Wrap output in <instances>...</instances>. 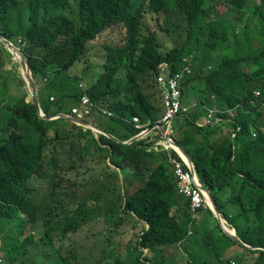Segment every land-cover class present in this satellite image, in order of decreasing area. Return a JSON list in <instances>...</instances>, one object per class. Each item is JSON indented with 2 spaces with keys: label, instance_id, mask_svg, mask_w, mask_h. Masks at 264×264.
<instances>
[{
  "label": "trees",
  "instance_id": "1",
  "mask_svg": "<svg viewBox=\"0 0 264 264\" xmlns=\"http://www.w3.org/2000/svg\"><path fill=\"white\" fill-rule=\"evenodd\" d=\"M115 28L120 41L106 35ZM0 35L21 40L46 116H71L87 94L114 113L96 109L94 116L121 141L139 133L133 117L154 126L163 116L159 68H191L181 84L182 103L191 109L177 118L184 121L176 143L236 235L253 247L226 234L209 207L194 217L167 152L149 153L145 139L125 145L97 139L70 120L41 119L0 44L4 264H264V0H0ZM209 109L225 121L199 127ZM90 164L103 165L102 175L91 176ZM118 172L124 187L113 186ZM142 179L131 195L122 193ZM38 180L47 183L44 192ZM78 188L88 193L78 198ZM126 222L133 224L122 231ZM38 224L43 234L36 241ZM94 226L98 239L90 235ZM87 237L94 244L85 261L77 242ZM232 247L240 254L230 256Z\"/></svg>",
  "mask_w": 264,
  "mask_h": 264
},
{
  "label": "built area",
  "instance_id": "2",
  "mask_svg": "<svg viewBox=\"0 0 264 264\" xmlns=\"http://www.w3.org/2000/svg\"><path fill=\"white\" fill-rule=\"evenodd\" d=\"M19 42L21 43V40ZM181 78L182 74H177L175 76L170 75L169 67L167 65H163L161 68V75L158 78L163 88L161 94L165 112L162 119L156 125L151 127V122L143 124L140 118H133L135 129L141 131L140 134H144L151 129V131H154L155 135L160 137L159 142L148 149L149 152L161 151L163 149L169 150L173 147V138L176 133L172 127V122L176 117L181 114H186L190 110L188 106L183 105L181 100ZM96 109L102 111V113L110 117L114 115L113 112L105 107L99 106L89 95L85 94L82 97L80 104L72 110V116L75 118L77 117L80 120H86L88 117L93 115ZM211 118L212 115H209L208 122H210ZM161 125L166 128L164 135L160 132ZM170 161L175 168V176L178 180L179 191L190 198L192 210L195 211L205 205L206 195L201 189L198 179H196L194 174L191 172L188 163L184 160L183 162L178 161L172 157L170 158ZM185 166L187 168H185Z\"/></svg>",
  "mask_w": 264,
  "mask_h": 264
},
{
  "label": "rangeland",
  "instance_id": "3",
  "mask_svg": "<svg viewBox=\"0 0 264 264\" xmlns=\"http://www.w3.org/2000/svg\"><path fill=\"white\" fill-rule=\"evenodd\" d=\"M225 11H226V8L225 7H222L221 9H220V12H224L225 13ZM106 35H108V36H110V38H112L111 36L113 35V37H115L116 38V40L117 41H120L121 40V30L119 29V28H115V30L113 29L112 31H110L109 33H107ZM161 39H162V41L168 46V45H172L173 44V42H172V40L170 39V38H168L167 37V35H164V34H162V37H161ZM171 40V41H170ZM13 43H15V45L17 46L18 45V43H16V41H12ZM15 59L17 60V58L15 57ZM15 60V61H16ZM8 64L10 65V69L12 70V72L14 73V74H18V75H16V76H21V74H20V66H18L17 65V63H15L11 58L10 59H8ZM12 76V75H11ZM13 78L15 79V80H11L10 81V84H12L13 86H15V83L17 82V80H16V78L13 76ZM12 79V78H11ZM230 114H231V116L232 117H234V115H235V111H231L230 112ZM94 117V113H93V115L91 116V119ZM90 119V120H91ZM96 121V123H98L99 125H100V123L99 122H101L100 120H95ZM184 120L183 119H177V120H175L174 122H173V127L175 128V130H177V127L179 126V124L180 123H182ZM209 121V119H205L204 121H203V123H210V122H208ZM104 124V122L102 123V125ZM213 124H215V123H213ZM212 125V124H211ZM216 125H218V124H216ZM219 125H221V123L219 124ZM64 151H66L64 154H68L69 153V150H70V148L69 147H67V146H64ZM67 159V156H65V160ZM98 165H100V164H98ZM90 167H92V170H94V171H92V172H90V175L91 176H100V175H102V170H104V166L103 165H100V166H95V165H93V164H90ZM96 170V171H95ZM86 171V169H82V170H79V172L78 173H80V176L84 173ZM105 172V171H104ZM75 175H76V173H74V174H67V177H70V178H72V180H74L75 179ZM119 175V174H118ZM110 177V176H109ZM109 177H108V179L107 180H111V179H109ZM124 177H125V175H123L122 177H120V176H118V178H117V183L118 184H120V183H125L124 182ZM145 181H144V179H142V180H140V183H139V185H137V187H131V189H129L128 188V184H127V189L126 188H122L121 187V191H122V193H124V195H131L134 191H136L137 189L136 188H138L139 186H140V184H142V183H144ZM126 184V183H125ZM34 185L35 186H37V188L40 190V191H42V192H44L45 191V189H46V186H47V183L46 182H44L43 180L42 181H40V180H38V181H35V183H34ZM124 185V184H123ZM124 187V186H123ZM136 189V190H135ZM86 193H88L87 192V190H85L84 188H78V189H75V191L73 192V195H75V196H77L78 198H81V197H84L85 196V194ZM89 193H91V192H89ZM90 195V194H89ZM118 202H117V205H122V199H118L117 200ZM207 202V201H206ZM110 206H113V205H108V207H110ZM201 216V214L199 215V213H198V217H200ZM215 216V215H214ZM125 217H127L128 218V216H125ZM209 220H211V222L213 223V222H215V219L213 218V217H211V219H209ZM209 222L210 221H208V225H209ZM133 223H130V222H126L125 223V225L123 226V228H122V231H125V229L127 228V226L128 225H132ZM205 228V226L203 225L202 226V228L200 229V230H202V229H204ZM92 229V232H90L91 234V236H93L94 234H97L98 232H99V229H97V227H93V228H91ZM30 231V229L28 230V232ZM121 233H123V235L124 236H127V237H125V239H127L128 237H130V234H127V232H121ZM35 236H34V240H39V239H41V237H42V234H43V228H42V226H41V224H38L36 227H35ZM97 237H99V236H93V239H98ZM92 237H90V238H85V239H82V240H79L78 242H77V245H78V247H79V251L82 253V251L83 250H85L84 252H83V255H84V257H82V259L83 260H85V261H87V259H89V258H91L90 256H89V254L88 253H86L87 252V248H89V246H93V244L94 243H92V241L90 240ZM100 242L101 241H99L98 243H99V245H101L100 244ZM65 245V244H64ZM63 245V246H64ZM54 246H55V250L59 247V242L58 241H55L54 242ZM99 250V249H98ZM98 250H96V251H94L93 252V255H99V251ZM111 250H112V248H109L108 250H107V252H111ZM230 256H233L234 254H240V252H241V248H239V247H232L230 250ZM2 252V248H1V244H0V253ZM176 252V248L175 247H172V248H170V250H169V252L167 253L168 255H172L173 253H175ZM146 253H148V252H146ZM148 255H151L150 253H148ZM3 264H4V262H3ZM48 264V263H47Z\"/></svg>",
  "mask_w": 264,
  "mask_h": 264
},
{
  "label": "water",
  "instance_id": "4",
  "mask_svg": "<svg viewBox=\"0 0 264 264\" xmlns=\"http://www.w3.org/2000/svg\"><path fill=\"white\" fill-rule=\"evenodd\" d=\"M0 44H2L7 50L8 52L14 57L17 58V62L20 65V72H21V77L23 79V81L25 82V85L27 87L28 93H30V97H31V101H28L29 103H33L37 110H38V114L39 117L45 121L48 122H52L57 120L58 118L61 119H66V120H70L72 121L74 124L81 126V127H87L88 129H91L93 131H97L98 133H105V131L103 129H101L100 127L96 126L95 124L85 121V120H80L77 117H69V116H65V115H59V116H52V117H48L44 114L43 109H42V105H41V100H40V90L37 86V83L35 80H33V74L31 72L30 66L28 64V61L25 57V54L23 53V51L15 46L12 42H10L8 39H6L4 36L0 35ZM162 133H164V128L161 129ZM109 137H111V139L113 138L111 135H108ZM142 136H137L134 137L133 139H131L128 142H122L118 139L113 138L116 142L121 143V144H131L137 140H139ZM176 146V145H175ZM181 153L187 158L192 171L195 173V169H194V165L192 163V161L188 158V156L186 155V153L181 150ZM202 189L206 192L207 194V198H208V202L210 203L211 209L215 215V217L219 220V223L221 225V227L223 228L224 232L226 234H228L229 236H231L235 242L242 244V245H246L235 233L234 229H230L227 225V221L223 218V216L221 215L218 207H217V203L215 202V199L213 197V195L211 194V192L206 189L205 187L202 186ZM248 246V245H246ZM249 247V246H248Z\"/></svg>",
  "mask_w": 264,
  "mask_h": 264
},
{
  "label": "clouds",
  "instance_id": "5",
  "mask_svg": "<svg viewBox=\"0 0 264 264\" xmlns=\"http://www.w3.org/2000/svg\"><path fill=\"white\" fill-rule=\"evenodd\" d=\"M10 41V40H9ZM11 42V41H10ZM20 42H19V40H18V44H19ZM14 44V43H13ZM15 45V44H14ZM16 46V45H15ZM17 47H19L18 45H17ZM20 48V47H19ZM21 49V48H20ZM22 50V49H21ZM10 54V53H9ZM13 57V56H12ZM13 61L15 62V63H17L18 64V62L17 61H15L14 60V57H13ZM19 65V64H18ZM163 65H167L168 67H169V71H170V75H172V76H175V75H177V74H182V78H181V80H180V89H181V84H182V80H183V76H184V74L185 73H189L190 72V69L191 68H187L185 71H183L182 73H177V74H173L172 73V70H171V65L170 64H167V63H164ZM162 65V66H163ZM20 66V65H19ZM162 66L159 68V71L157 72V74H156V81H157V85H158V89H160L161 90V92L160 93H162V90H163V88H162V85H161V83L159 82V80H158V78H159V76L161 75V68H162ZM20 74H21V72H20ZM22 78V77H21ZM37 83V82H36ZM37 86H38V88H39V85H38V83H37ZM26 89H27V87H25ZM39 90H40V88H39ZM28 91V90H27ZM255 96H257L258 95V92H254L253 93ZM161 97H162V94H161ZM163 99V98H162ZM182 100V99H181ZM53 101H54V99H53ZM163 104V103H162ZM184 105V104H183ZM78 106V105H77ZM185 106H187V105H185ZM189 107V109H191V107L190 106H188ZM75 108V107H74ZM162 108H163V110H164V104H163V106H162ZM190 111V110H189ZM44 112V111H43ZM164 112H165V110H164ZM189 113V112H188ZM218 113H223V112H221V111H217V109H209V112H208V116L205 118L204 117V120L206 119H209V115H212V118H211V120H210V123H203V122H201V123H197V125L199 126V127H203V126H206V125H211V124H213V123H215L216 124V122H218V123H220L221 122V124L225 121L223 118H220V117H218L217 115H218ZM45 114V113H44ZM114 114V113H113ZM187 114V113H186ZM164 115V114H163ZM181 115H185V114H181ZM181 115H179V116H181ZM114 116V115H113ZM112 116V117H113ZM179 116L178 117H176L175 119H174V121L175 120H177V118H179ZM229 116H230V118H232V116H231V114H230V112H229ZM69 117H73L72 115L71 116H69ZM135 117H137V116H135ZM163 117V116H162ZM162 117H161V119H162ZM75 118V117H74ZM134 118V117H133ZM133 118H132V122H133ZM139 118V117H138ZM61 118H58L57 120H55V121H58V120H60ZM160 119V120H161ZM141 120V119H140ZM159 120V121H160ZM85 121H88L89 122V120H85ZM158 121V122H159ZM173 121V122H174ZM52 122H54V121H52ZM72 122V121H71ZM142 122V121H141ZM148 122H150V121H148ZM147 122V123H148ZM173 122H172V127H173ZM73 123V122H72ZM143 123V122H142ZM74 124V123H73ZM143 124H145V123H143ZM76 125V124H75ZM156 125V124H155ZM78 126V125H77ZM79 127H81V126H79ZM135 127V126H134ZM151 127H153L152 125H151ZM82 128H84V127H82ZM162 128H164V131L166 130V128L165 127H163V125H161V128H160V132H161V134L162 135H164L165 134V132L164 133H162V131H161V129ZM85 129V128H84ZM149 129V128H148ZM173 129H174V131H175V133H176V135L174 136V138H173V144H172V148L171 149H169V150H161V151H148L149 153H152V152H157V153H163V152H167L168 153V155H169V159H168V163L172 166V168H173V174H174V176H175V168H174V165L171 163V161H170V158L172 157V158H175L176 160H178V161H182L183 162V160L184 161H186L187 163H188V165H189V168H190V170H191V172L194 174V176L196 177V179H198V181H199V184H200V187H201V189H202V183L200 182V179H199V176H198V173H197V171H196V168H195V165H194V169H195V173L192 171V169H191V166H190V164H189V162H188V160H187V158L181 153V150H183L184 151V149H182L177 143H176V138H177V135H178V133H177V131L175 130V128L173 127ZM88 130H91V129H88ZM137 130V129H136ZM139 131V130H138ZM140 132L141 131H139V133L137 134V135H135L134 137H137V136H142L139 140H142V139H145V140H147L148 141V143H151V145L148 147V149L150 148V147H153L154 145H156L158 142H159V140H160V137L159 136H157V135H155V133H154V131H151V129H149V131H147L146 133H144V134H140ZM133 137V138H134ZM152 137V138H151ZM133 138H131V139H133ZM130 139V140H131ZM129 140V141H130ZM138 141V140H137ZM122 142H124V141H122ZM126 142V141H125ZM127 142H128V140H127ZM136 142V141H135ZM134 143V142H133ZM132 144V143H131ZM125 145H127V144H125ZM130 145V144H129ZM176 145V146H175ZM162 148V147H161ZM173 152L177 155V157H175V155L173 154ZM185 152V151H184ZM186 153V152H185ZM187 155V154H186ZM188 156V155H187ZM189 158V157H188ZM190 159V158H189ZM191 160V159H190ZM193 163V162H192ZM185 168H187L186 166H185ZM122 177V176H121ZM175 179H176V186H177V191L180 193V194H183V193H181L180 191H179V187H178V180H177V178H176V176H175ZM204 187V186H203ZM207 189V188H206ZM203 190V189H202ZM204 191V190H203ZM211 192V191H210ZM204 193H205V195H206V203H205V205H203V206H201V207H209L210 209H211V206H210V203L208 202V198H207V194H206V192L204 191ZM212 194V193H211ZM184 196H186V197H188L187 195H185V194H183ZM189 198V197H188ZM189 200H190V198H189ZM200 207V208H201ZM200 208H198L197 210H195V211H193L192 210V207H191V200H190V209H191V211L193 212V215H194V217H198V210L200 209ZM212 210V209H211ZM222 215V214H221ZM224 218V217H223ZM225 219V218H224ZM226 220V219H225ZM219 221V220H218ZM227 221V220H226ZM227 225H228V227L230 228V229H234L232 226H231V224H229L228 223V221H227ZM223 229V228H222ZM235 230V229H234ZM236 233V232H235ZM0 244H1V241H0ZM242 245V244H241ZM246 245H248V244H246ZM245 245V246H246ZM249 246V245H248ZM247 246V247H248ZM249 247H251V246H249ZM253 247H251V249H252ZM146 252H148V250H145V253ZM147 254V253H146ZM5 261V258H4V254H3V252H1L0 253V264H3V262ZM5 263V262H4ZM232 264H234V262H232Z\"/></svg>",
  "mask_w": 264,
  "mask_h": 264
},
{
  "label": "crops",
  "instance_id": "6",
  "mask_svg": "<svg viewBox=\"0 0 264 264\" xmlns=\"http://www.w3.org/2000/svg\"><path fill=\"white\" fill-rule=\"evenodd\" d=\"M39 88H40V86H39ZM25 91H27V89L25 88L24 89ZM27 93H28V91H27ZM28 95H29V99H28V101H31V97H30V93H28ZM99 117H101V116H99ZM103 118V117H102ZM95 120H100L101 122H99L100 123V125L98 124V123H96V121ZM105 120V119H104ZM104 120H102L101 118H97V117H93L91 120L89 119V122H91V123H93V124H95L96 126H98V127H100L101 129H103L104 131H105V133L106 134H104V133H98L97 131H93V133H94V136L97 138V139H99L100 138V136L101 135H103V136H106V137H108V138H111V137H109L108 135H111L113 138H115V139H118V138H116L115 136H113L112 134H110V133H108L106 130H105V128H103L102 126H105V122H104ZM104 122V124L102 125V123ZM216 124H218V122H216ZM79 127V126H78ZM82 128V127H81ZM85 131L87 132L88 131V128L87 127H85ZM112 138V139H113ZM152 138V137H151ZM119 140V139H118ZM130 140V139H129ZM128 140V141H129ZM121 141V140H120ZM125 142V141H124ZM127 142V141H126ZM118 174H119V176L121 177L122 175L120 174V172H118ZM119 185H121L122 187H123V183H120ZM113 186H118V183L117 182H115L114 184H113Z\"/></svg>",
  "mask_w": 264,
  "mask_h": 264
}]
</instances>
